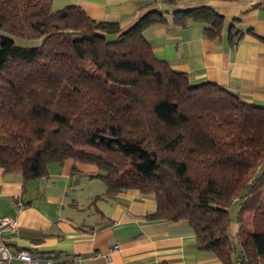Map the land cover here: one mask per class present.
Segmentation results:
<instances>
[{
	"label": "trees",
	"instance_id": "trees-1",
	"mask_svg": "<svg viewBox=\"0 0 264 264\" xmlns=\"http://www.w3.org/2000/svg\"><path fill=\"white\" fill-rule=\"evenodd\" d=\"M166 14L147 5L125 28L51 0H0V168L29 182L53 163L96 166L107 195L154 196L147 219L188 222L200 250L264 264V108L157 59L145 32ZM172 16L223 31L208 7Z\"/></svg>",
	"mask_w": 264,
	"mask_h": 264
},
{
	"label": "crops",
	"instance_id": "crops-1",
	"mask_svg": "<svg viewBox=\"0 0 264 264\" xmlns=\"http://www.w3.org/2000/svg\"><path fill=\"white\" fill-rule=\"evenodd\" d=\"M54 12L75 6L96 21L128 28L147 5L167 13V24L145 32L155 57L189 76L194 84L215 83L253 106L264 108V0H51ZM208 7L224 18L221 36H207L200 23L181 28L173 12ZM48 176L25 182L0 168V219L19 223L3 233L11 251L23 249L76 264H224L200 250L188 222L149 220L157 202L128 190L107 195L96 166L68 160L50 164ZM20 198L22 207L15 204ZM237 225L231 226L237 238ZM101 254L98 257L96 254Z\"/></svg>",
	"mask_w": 264,
	"mask_h": 264
},
{
	"label": "built area",
	"instance_id": "built-area-1",
	"mask_svg": "<svg viewBox=\"0 0 264 264\" xmlns=\"http://www.w3.org/2000/svg\"><path fill=\"white\" fill-rule=\"evenodd\" d=\"M261 0H249L250 7L258 6ZM18 207L23 206L20 198H15ZM18 221L8 217L0 219V264H76L74 261H59L51 255H44L39 252L23 249L11 251L6 242L2 239L3 233L13 234L18 228ZM98 257L101 254H96Z\"/></svg>",
	"mask_w": 264,
	"mask_h": 264
},
{
	"label": "rangeland",
	"instance_id": "rangeland-1",
	"mask_svg": "<svg viewBox=\"0 0 264 264\" xmlns=\"http://www.w3.org/2000/svg\"><path fill=\"white\" fill-rule=\"evenodd\" d=\"M17 42L19 44H21V45H29V46L38 45L40 43L39 41H23V40H20V39H18ZM230 213H231L232 217L234 218V220L232 221L231 226L237 225V222H236V220H237V218H236L237 217V212H236L235 207L230 209ZM233 240L235 241V243H237L236 242L237 241L236 237H233Z\"/></svg>",
	"mask_w": 264,
	"mask_h": 264
}]
</instances>
